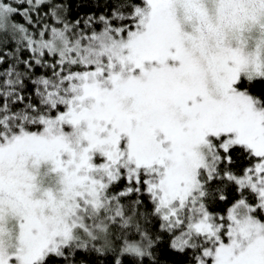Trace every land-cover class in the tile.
<instances>
[{
    "label": "snow or ice",
    "instance_id": "obj_1",
    "mask_svg": "<svg viewBox=\"0 0 264 264\" xmlns=\"http://www.w3.org/2000/svg\"><path fill=\"white\" fill-rule=\"evenodd\" d=\"M23 2L0 0L15 40L0 51V264H75L80 249L144 264L163 234L194 264H264V99L243 87L264 80V0H122L101 30L62 0ZM43 5L54 23L12 22ZM233 152L250 161L239 175ZM228 183L240 196L216 214Z\"/></svg>",
    "mask_w": 264,
    "mask_h": 264
},
{
    "label": "trees",
    "instance_id": "obj_2",
    "mask_svg": "<svg viewBox=\"0 0 264 264\" xmlns=\"http://www.w3.org/2000/svg\"><path fill=\"white\" fill-rule=\"evenodd\" d=\"M57 2H60V0H57ZM62 2L66 5V15L70 21L75 22L80 20L82 23L85 18L94 17L97 18V22L93 24V27L97 30H101L102 25L98 22V18L100 16L111 17L112 11L118 3L122 2V0H62ZM132 2L139 3L141 0H132ZM15 3L21 10H26L29 7L23 2V0ZM50 12L51 9L48 8L47 5L41 6L38 10H31V24L27 23V18L22 14L16 15L11 19L13 23L22 24L29 28V30L35 32L44 23H54V21L50 19ZM112 23L113 25H116L118 21L113 20ZM0 40H5L2 34H0ZM5 43L6 47L0 48V51L8 52V59H11V52L15 50V40L11 38V35H9V37L5 40ZM21 56L22 58H27L30 57V53L24 51ZM7 66L8 63L6 60L4 67ZM32 71L35 72L37 76L46 74V70L40 68L39 66L32 69ZM243 87L247 88L251 94L264 99V80H260L258 78L251 83L245 81ZM27 92L29 96L35 95L34 86L31 85L30 81L28 82ZM231 155L233 163L230 167L234 173L239 175L247 166H249L250 161L239 152H233ZM126 183L127 181L121 180L118 184V189H123ZM245 194L247 195V193ZM223 195L225 196V200L219 201L212 206V210L216 214H224L226 209L231 207V205L239 198L240 190L238 186L228 183L223 186ZM131 199L132 197L126 198V200ZM142 200L144 205L151 210L152 205L148 201L147 196L142 197ZM141 212L144 213V209H141ZM136 223L139 224L140 228L149 237H157V234L162 232V229L160 228L161 222L154 218L151 214H147V219H144L142 215ZM178 234L179 232L176 233V235ZM116 235L118 240L113 244L115 252H119L124 238L131 237L133 235L138 237V234L135 233V225H130V230L128 232L124 234L117 233ZM173 238L172 234L159 235L153 245V248L157 249V251H155L154 256L148 257L144 264H194L192 251L178 253L177 250L171 247V241ZM97 247L99 248L100 245H97ZM114 255V252L97 254L89 252L86 249H80L71 253V257L75 261V264H112ZM136 259L137 258L135 257L127 256L123 259V264H129L130 261H134ZM49 264H66V261L62 258L52 256L49 258Z\"/></svg>",
    "mask_w": 264,
    "mask_h": 264
},
{
    "label": "rangeland",
    "instance_id": "obj_3",
    "mask_svg": "<svg viewBox=\"0 0 264 264\" xmlns=\"http://www.w3.org/2000/svg\"><path fill=\"white\" fill-rule=\"evenodd\" d=\"M8 1H9V3H13L14 2V0H8ZM17 1H20V0H15V2H17ZM97 245H99V244H97Z\"/></svg>",
    "mask_w": 264,
    "mask_h": 264
}]
</instances>
